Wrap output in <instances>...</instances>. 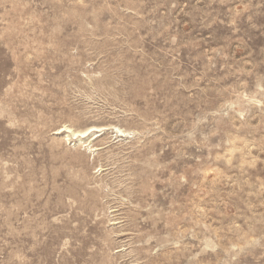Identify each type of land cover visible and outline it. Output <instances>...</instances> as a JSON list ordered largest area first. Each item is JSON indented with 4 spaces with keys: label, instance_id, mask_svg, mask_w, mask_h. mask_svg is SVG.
Segmentation results:
<instances>
[{
    "label": "rangeland",
    "instance_id": "374dc122",
    "mask_svg": "<svg viewBox=\"0 0 264 264\" xmlns=\"http://www.w3.org/2000/svg\"><path fill=\"white\" fill-rule=\"evenodd\" d=\"M0 264H264V0H0Z\"/></svg>",
    "mask_w": 264,
    "mask_h": 264
},
{
    "label": "bare ground",
    "instance_id": "6f19581e",
    "mask_svg": "<svg viewBox=\"0 0 264 264\" xmlns=\"http://www.w3.org/2000/svg\"><path fill=\"white\" fill-rule=\"evenodd\" d=\"M105 130L104 128H100V129H93V128H88L83 132H74L73 130H70L68 127H62L60 129H57V132L54 133V135H65V138H71L74 137V140H81L86 138V136L88 135L89 132H94V133H100V131ZM116 133L119 134L117 137H123L125 135L124 132H122L121 130H117L116 129ZM167 221V220H166ZM168 225V224H166ZM123 234V233H122ZM125 236V235H124Z\"/></svg>",
    "mask_w": 264,
    "mask_h": 264
}]
</instances>
